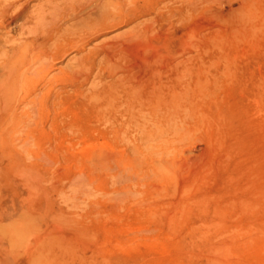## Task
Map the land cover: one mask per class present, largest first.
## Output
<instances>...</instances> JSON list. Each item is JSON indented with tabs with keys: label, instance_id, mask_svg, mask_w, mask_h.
<instances>
[{
	"label": "rangeland",
	"instance_id": "374dc122",
	"mask_svg": "<svg viewBox=\"0 0 264 264\" xmlns=\"http://www.w3.org/2000/svg\"><path fill=\"white\" fill-rule=\"evenodd\" d=\"M48 6L0 13V264H264V0H112L66 39ZM158 80L172 120L111 109Z\"/></svg>",
	"mask_w": 264,
	"mask_h": 264
},
{
	"label": "bare ground",
	"instance_id": "6f19581e",
	"mask_svg": "<svg viewBox=\"0 0 264 264\" xmlns=\"http://www.w3.org/2000/svg\"><path fill=\"white\" fill-rule=\"evenodd\" d=\"M185 1V0H184ZM192 1V0H191ZM47 3L49 4L48 7H50V11L51 12V17L50 19L48 18H39L40 20H38L36 23H51V21L54 23V21L59 18L61 20H71L73 22V24L71 25V27H65L63 28V26L58 25L57 26V32L59 31V36L62 39H66V36L68 37L69 35L72 34V29L75 31L77 28L79 29V26H81L80 28L84 29V28H91L90 27V23L94 25V27L97 26H105L107 25L109 22L114 21L115 17L112 16L109 12V5L112 4V0H109L103 4H101V0H61V2L59 0H47ZM17 4V0H8L5 4H1L0 5V13L1 15L3 13L6 14V12H8L9 10H11L15 5ZM26 3H22L21 7H25ZM188 4H190L188 2ZM192 4V3H191ZM190 4V5H191ZM156 5V4H155ZM194 5V4H193ZM20 6V5H19ZM112 6V5H111ZM110 6V7H111ZM192 6V5H191ZM20 7V8H21ZM99 10L98 16L96 15L95 10ZM19 10V8H18ZM111 10V9H110ZM141 11V10H140ZM151 11V10H150ZM15 12V11H14ZM21 12V11H20ZM124 12V11H123ZM11 13V11L9 12ZM8 13V14H9ZM16 13V12H15ZM19 13V12H18ZM4 15V14H3ZM9 16V15H8ZM48 16V15H47ZM7 17V16H6ZM35 17V16H34ZM114 17V18H113ZM1 18V17H0ZM4 18V17H2ZM10 18V17H9ZM121 18V17H120ZM12 19V18H10ZM24 19L22 14H17L14 16L13 20L14 21H18V22H22V20ZM114 19V20H112ZM12 20V21H13ZM54 20V21H53ZM13 21V22H14ZM57 22V20H56ZM55 22V23H56ZM62 23V21H61ZM60 23V24H61ZM71 23V22H70ZM64 24V23H63ZM113 24V23H111ZM49 27V26H48ZM53 27V26H52ZM117 27V26H116ZM115 27V28H116ZM141 27V26H140ZM51 28V27H50ZM55 28V26H54ZM139 28V27H138ZM43 29V28H42ZM42 29H39L38 26H36L34 29H32L31 31L33 32V37L34 39H38V38H46L48 35L47 31H42ZM63 29V30H62ZM86 29V30H88ZM48 30V29H46ZM51 30V29H50ZM62 30V31H61ZM81 30V29H80ZM85 30V31H86ZM27 31V30H26ZM49 31V30H48ZM55 31V29H54ZM53 32V30H52ZM133 32V31H132ZM141 32V31H140ZM30 33V32H29ZM74 33V32H73ZM104 33V32H103ZM130 33V32H129ZM128 33V34H129ZM32 34V33H31ZM119 34V33H118ZM133 34V33H132ZM51 35V34H50ZM134 35V34H133ZM132 35V36H133ZM136 35V39H137V34ZM152 36V35H151ZM52 37V36H51ZM21 38V37H20ZM139 38V37H138ZM49 39V38H48ZM116 39V38H114ZM132 39V38H131ZM135 39V37L133 36V40ZM6 41V40H5ZM135 41V40H134ZM55 42V41H54ZM88 43V42H87ZM147 43V42H146ZM141 42L140 43V48L143 46L145 47L144 49H147V47H149L150 45ZM47 44V43H46ZM110 44V43H109ZM79 45V44H78ZM108 45V44H107ZM73 46V45H72ZM71 46V47H72ZM123 46V45H122ZM127 46V45H126ZM125 47V45H124ZM152 47V46H151ZM109 48V46H108ZM117 49V48H116ZM114 49V50H116ZM149 49V48H148ZM101 50V49H100ZM127 50V48H126ZM11 51L13 53V55L16 54V52L18 50H16L14 48V46L12 45L11 47ZM146 51V50H145ZM144 51V52H145ZM152 51V50H151ZM129 52V50L127 51ZM131 52V50H130ZM129 52V53H130ZM155 53V52H154ZM51 54V53H50ZM140 54V53H137ZM148 54V53H146ZM145 54V55H146ZM156 54V53H155ZM143 55V54H141ZM122 56V55H121ZM14 57V56H12ZM49 57V56H48ZM105 57V56H104ZM146 57V56H144ZM123 58V57H122ZM131 58V57H130ZM81 59V58H80ZM111 59V57H110ZM125 59V58H124ZM148 59V58H147ZM153 59V58H152ZM187 59V58H186ZM9 60V59H8ZM13 60V58H12ZM116 60V59H115ZM141 60V59H140ZM145 60V59H143ZM81 61V60H80ZM86 61V60H85ZM119 61V60H118ZM142 61V60H141ZM50 62V61H49ZM48 62V63H49ZM117 62V61H116ZM151 62V60H150ZM7 63V62H6ZM9 63V62H8ZM110 64V63H109ZM113 64V63H112ZM116 64V63H115ZM8 65V64H7ZM118 65V64H117ZM186 65V64H185ZM11 65H9L10 67ZM109 66V65H108ZM13 68V66H11ZM73 67V66H72ZM111 67V66H110ZM49 68V67H48ZM106 68V67H105ZM190 68V67H189ZM2 71H6L5 68H1ZM50 69V68H49ZM109 69V68H108ZM113 69V68H111ZM115 69V68H114ZM175 69V68H174ZM184 69V68H183ZM186 70V69H185ZM12 71V70H11ZM10 71V72H11ZM114 71V70H113ZM179 71V70H178ZM16 72V71H15ZM112 72V71H111ZM14 73V72H13ZM13 73L11 72L10 74H8V76H2L3 78H7L9 82L10 79L12 78ZM145 73V72H144ZM24 74V73H23ZM178 74V73H177ZM190 74V73H189ZM17 75V74H16ZM180 75V74H179ZM167 76V75H166ZM141 77V76H140ZM153 77V76H152ZM175 77V76H174ZM190 77V76H189ZM130 78V77H129ZM154 78V77H153ZM159 78V77H158ZM166 78V77H165ZM187 78V77H186ZM185 78V79H186ZM146 79V78H145ZM3 80V79H2ZM15 80V79H14ZM130 80V79H129ZM138 80V79H137ZM160 80V79H159ZM158 80V82L153 83L154 85L152 86L151 91H147L146 93H144L142 91V88L140 85L137 86V88H133V87H129L131 90L126 92L125 98H121L119 99V103L122 104V107L119 108L116 106V102L118 103V101H115L112 99H110V103H111V109L113 111L116 112H123L124 114L128 115L131 121H136L134 122L136 125L142 127L145 122L147 121L146 119L149 117V120L157 123V122H163V121H169L170 119L172 120V117L175 114L177 108H179V106L181 105V103H186L184 99L183 102H180L181 97L183 96L185 99H187V91L190 89V84H186L184 85L183 81L181 80L179 83L177 82V84H171L170 88L168 87V83H161ZM174 80V79H173ZM4 81V80H3ZM113 81V80H112ZM121 81V80H120ZM143 81V80H142ZM146 81V80H145ZM168 81V80H167ZM179 81V80H178ZM13 82V81H12ZM141 82V81H140ZM148 82V80H147ZM152 82V81H151ZM164 82V81H163ZM181 82L183 83V87L184 90L181 91L177 90L178 86H181ZM11 83V82H10ZM143 83V82H142ZM150 83V82H149ZM1 84V83H0ZM146 84V83H145ZM2 85V84H1ZM115 85V84H114ZM147 85V84H146ZM120 86V85H119ZM140 86V87H139ZM113 87V86H112ZM122 87V85H121ZM127 87V86H126ZM151 88V87H150ZM192 90V87H191ZM111 91L113 92V90L111 89ZM97 92V91H96ZM117 92V91H116ZM115 93V92H114ZM185 93V95H184ZM93 94V93H92ZM182 94V95H181ZM111 95V94H110ZM96 96V95H94ZM112 96V95H111ZM121 96V95H119ZM7 96H4L3 100L0 102L1 105H5L6 106V98ZM122 97V96H121ZM187 97V98H186ZM9 98V97H8ZM113 98V97H112ZM191 98V97H190ZM117 100V99H116ZM115 102V103H114ZM149 102V103H148ZM109 103V102H108ZM146 104H150L149 111L146 112ZM4 106V107H5ZM107 108V107H106ZM119 108V109H118ZM5 109V108H4ZM122 113V114H123ZM148 115V117H147ZM128 118V119H129ZM129 121V120H128ZM133 123V124H134ZM122 131V130H121ZM125 135V133H124Z\"/></svg>",
	"mask_w": 264,
	"mask_h": 264
}]
</instances>
